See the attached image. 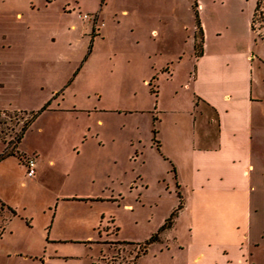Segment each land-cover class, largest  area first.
Here are the masks:
<instances>
[{"label":"rangeland","instance_id":"374dc122","mask_svg":"<svg viewBox=\"0 0 264 264\" xmlns=\"http://www.w3.org/2000/svg\"><path fill=\"white\" fill-rule=\"evenodd\" d=\"M217 1L0 0L2 117L9 122L15 112L21 125L49 101L15 155L0 160V200L18 214L4 225L0 264H183V255L177 253L176 261L169 251L157 253V246L149 245L137 260L134 256L178 200L154 138L168 137L171 107L179 109L182 123L192 107L184 88L171 98V83L161 69L168 71L167 64L173 69L176 86L186 82L193 28L194 45L200 42L198 3L205 16L209 12L219 20L229 7L239 8L238 0ZM244 1V12H251L257 0ZM262 36V16H256L255 53L261 61ZM89 44L92 51L83 62ZM183 55L186 64H170ZM256 73L264 96L262 64ZM118 106L152 114L155 107L159 121L149 126L151 113L120 114L114 110ZM200 110L212 120L207 109ZM4 147L0 143V152ZM28 156L35 159L33 177L24 167ZM260 160L251 173L244 238L255 264H264V135ZM138 179L148 187L140 196L130 189ZM5 251L21 256L6 257Z\"/></svg>","mask_w":264,"mask_h":264},{"label":"crops","instance_id":"0c3cea01","mask_svg":"<svg viewBox=\"0 0 264 264\" xmlns=\"http://www.w3.org/2000/svg\"><path fill=\"white\" fill-rule=\"evenodd\" d=\"M238 1L239 8L229 7L226 18L220 20L209 12L205 16L203 4L198 3L202 52L196 57L193 28V49L188 54L190 67L184 84L176 86L168 64L164 67L168 71L161 69V76L171 83V98L176 99L179 89L184 88L191 95L192 107L184 123L180 121L179 109L171 107L168 112L173 121L168 137L154 138L155 146L162 148L159 161L169 164L168 172L175 180L174 191L181 195L182 208L172 226L149 248L157 246V253L169 251L174 260L180 253L184 256L183 264H255L244 238L251 214V173L260 167L259 156L262 157L264 96L260 91L262 79L256 71L259 64L264 67V39L261 61L255 53L256 40L251 29L254 9L244 12L245 1ZM217 2L221 4L220 0ZM87 51L88 46L85 55ZM184 58L177 57L170 64H186ZM155 107L154 114L139 107L118 106L114 110L128 115L151 113L146 117L150 126L152 121H159ZM199 108L207 109L212 120L204 117L202 110L197 111ZM138 181L130 189L140 196L148 187L142 179ZM177 204L178 200L175 207ZM1 211L0 244L7 236L4 225L10 216H18L7 208ZM4 255L21 256L17 251H5Z\"/></svg>","mask_w":264,"mask_h":264},{"label":"trees","instance_id":"16d2710c","mask_svg":"<svg viewBox=\"0 0 264 264\" xmlns=\"http://www.w3.org/2000/svg\"><path fill=\"white\" fill-rule=\"evenodd\" d=\"M263 4H264V0H257L256 1V5H255L254 12H253L252 19H251V29H252L253 32H254V23L256 21V16H260V17L262 16V23H264V16L262 14V5ZM194 18H195L196 28L198 29L197 33H198L199 41H200L198 43V45L197 44L194 45L195 55L197 57V56L201 55V52H202L201 51L202 50V39H203V31H202V27H201V23H200V20H199V15H198V10L197 9L194 11ZM262 39H264V36H262ZM91 48H92V44H89L88 45L87 55L90 53ZM87 55H85V57L82 59L83 62L87 58ZM80 67H81V65L74 71V73L72 75L73 77L77 74V72L79 71ZM156 92L157 91H154V93H156ZM48 105H49V101L46 104H44L41 107V109H39V111L32 112L30 117L27 118V119H24L23 122L21 123V125H19V121L20 120L19 119L17 120V118H16L17 114L15 112L12 114V116L11 115L8 116L9 117V119H8L9 122L6 120V118L2 117V115L4 113L0 112V143L5 144V147L0 152V160L6 158L8 156L15 155V149L17 148L19 142L23 138L25 132L27 131L29 126L33 123L35 118L42 111H44L48 107ZM12 117H14L17 120V121H15L14 124L10 123L13 120ZM17 126H18V128H17ZM153 134L155 135V130H153ZM11 135H12V138L9 139L8 141H6V138L8 136H11ZM10 145L12 147H11L10 150H8L7 148H9ZM157 148L159 149L158 145H157ZM172 171H174V168H172ZM177 197H178L177 206L173 209V211L166 218L164 223L157 229V231L154 232L153 234H151V236L144 243H142V246L144 247V249H143V251L140 254L137 253L134 256V260H137L140 256L146 254L148 246L151 245L152 243L156 242L159 239L160 234L172 226L174 217L176 216L177 212L182 208V199H181V195H180L179 192L177 193ZM1 205H4L8 210H10V212L13 215L17 214L16 211L14 209H12L11 207H9L8 205H5L2 202H1ZM123 242H126L128 244H134L132 242H127V241H123ZM133 264H136V261H134Z\"/></svg>","mask_w":264,"mask_h":264},{"label":"built area","instance_id":"2783aa9c","mask_svg":"<svg viewBox=\"0 0 264 264\" xmlns=\"http://www.w3.org/2000/svg\"><path fill=\"white\" fill-rule=\"evenodd\" d=\"M83 17L85 19H88V16L86 14ZM24 167L26 169V175L28 177H33L35 174V159H34V157L28 156L24 161Z\"/></svg>","mask_w":264,"mask_h":264}]
</instances>
